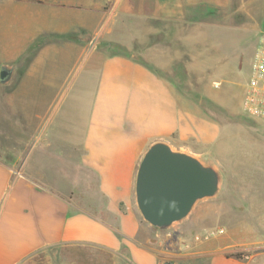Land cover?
<instances>
[{
	"label": "crops",
	"instance_id": "obj_1",
	"mask_svg": "<svg viewBox=\"0 0 264 264\" xmlns=\"http://www.w3.org/2000/svg\"><path fill=\"white\" fill-rule=\"evenodd\" d=\"M263 17L264 0H0V71H10L0 81V264L74 247L123 264H264V216L243 223L242 241L193 242L185 234L207 210L165 232L142 219L134 195L138 164L157 142L225 180L222 166L241 155L227 129L245 124L219 103L223 75L213 76L205 47L222 33L253 38L254 52L261 30L251 22ZM145 37L144 56L96 49L102 41L133 52ZM28 85L34 93L19 92ZM243 199L250 218L264 211L255 196Z\"/></svg>",
	"mask_w": 264,
	"mask_h": 264
},
{
	"label": "rangeland",
	"instance_id": "obj_2",
	"mask_svg": "<svg viewBox=\"0 0 264 264\" xmlns=\"http://www.w3.org/2000/svg\"><path fill=\"white\" fill-rule=\"evenodd\" d=\"M178 8L179 5H177V9ZM139 11L147 13L146 4H141ZM191 12L192 11L187 12L188 17L194 18L195 14ZM166 13H169L168 10ZM223 13L224 12L219 9L217 14L219 17L227 15H223ZM221 23L223 22H220V24ZM246 23L249 24V21H246ZM251 23L260 25L261 32H264V17L260 22L253 20ZM138 27L140 32L143 33L146 31L145 25L139 23ZM158 27H163L162 22L158 24ZM160 37L161 36L152 37L150 38V42L153 43ZM135 41L132 47L135 52H127L125 48L120 45L102 41L96 45V49L101 55L104 54L108 57L123 54L129 56L135 53L136 55H140L143 52L141 56H144L146 51L145 45L147 43L146 37ZM211 41L212 42L205 47V54L208 60V67L214 72L213 76H218L221 73L223 75L222 78H220L222 81L221 92L219 93L218 91L219 103L224 104V106L233 111L235 115H240L239 117L245 125L239 126L233 123L227 129V139L230 143L236 146L239 145L236 152L241 155L238 158L232 159L231 163L222 166L221 173L225 180L220 181L217 195L212 198L200 200L193 206L188 219H186L189 220L188 222H195L201 210H207L208 212L205 213L199 227H190L185 236L188 240L191 239L193 242L216 240L220 244H226L229 239L242 241L244 232L249 230L243 228V223L250 220H257L260 216H264V211H262L256 214V216H252L253 218H250V214H248L244 208V205L247 203H244L243 199L245 194L253 195L256 201L264 207V122L249 118L241 108V100L249 77V68L252 61L253 38H242L236 43L232 38L220 33L219 35L217 34L216 39ZM31 56L32 54H28V57ZM86 72L87 70H82L81 74L76 79V83L67 93L64 103H67L76 95L75 88L83 83L84 77L86 78ZM23 90L21 89L19 92H35L33 85H28ZM38 91L42 92V86H39ZM224 91H228L230 95H225ZM64 103L58 114L64 113ZM81 107H76V110L80 111ZM15 109L19 108L15 107ZM11 115V123L8 128L9 132L6 135L7 140L11 143H16L19 133L17 124L15 123L19 117L16 116V112ZM1 117L0 113V120L2 119ZM181 224L183 223H174L166 229L165 232L174 228H177L175 230L179 231L181 230ZM228 226L232 228L228 229ZM233 226L235 227L233 228ZM219 230H221V233L218 232ZM29 264L123 263L115 261L111 256L97 250L85 247H74L63 249L58 253L56 251H48L37 256L35 260Z\"/></svg>",
	"mask_w": 264,
	"mask_h": 264
},
{
	"label": "water",
	"instance_id": "obj_3",
	"mask_svg": "<svg viewBox=\"0 0 264 264\" xmlns=\"http://www.w3.org/2000/svg\"><path fill=\"white\" fill-rule=\"evenodd\" d=\"M8 72L0 71V81ZM219 174L210 166L157 142L143 154L134 179L138 212L151 227L166 230L185 219L200 200L218 193Z\"/></svg>",
	"mask_w": 264,
	"mask_h": 264
},
{
	"label": "built area",
	"instance_id": "obj_4",
	"mask_svg": "<svg viewBox=\"0 0 264 264\" xmlns=\"http://www.w3.org/2000/svg\"><path fill=\"white\" fill-rule=\"evenodd\" d=\"M241 108L249 118L264 122V32L259 35L253 52Z\"/></svg>",
	"mask_w": 264,
	"mask_h": 264
},
{
	"label": "flooded vegetation",
	"instance_id": "obj_5",
	"mask_svg": "<svg viewBox=\"0 0 264 264\" xmlns=\"http://www.w3.org/2000/svg\"><path fill=\"white\" fill-rule=\"evenodd\" d=\"M3 69L6 70L8 73H10V71L7 67H2L1 70H3ZM8 77H9V74H8ZM8 77H7V79H8Z\"/></svg>",
	"mask_w": 264,
	"mask_h": 264
},
{
	"label": "trees",
	"instance_id": "obj_6",
	"mask_svg": "<svg viewBox=\"0 0 264 264\" xmlns=\"http://www.w3.org/2000/svg\"><path fill=\"white\" fill-rule=\"evenodd\" d=\"M123 56H126V57H129L130 58L132 55L127 56V55L123 54ZM236 257H238V256H236Z\"/></svg>",
	"mask_w": 264,
	"mask_h": 264
}]
</instances>
